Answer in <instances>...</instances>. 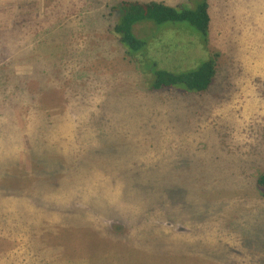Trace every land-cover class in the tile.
Listing matches in <instances>:
<instances>
[{
  "label": "rangeland",
  "instance_id": "rangeland-1",
  "mask_svg": "<svg viewBox=\"0 0 264 264\" xmlns=\"http://www.w3.org/2000/svg\"><path fill=\"white\" fill-rule=\"evenodd\" d=\"M8 1L42 27L0 60L25 81L0 104V164L49 174L0 191V264H264V28L236 20L260 24L264 0H207L205 36L136 21L129 53L124 0ZM212 58L205 91L150 87Z\"/></svg>",
  "mask_w": 264,
  "mask_h": 264
},
{
  "label": "trees",
  "instance_id": "trees-1",
  "mask_svg": "<svg viewBox=\"0 0 264 264\" xmlns=\"http://www.w3.org/2000/svg\"><path fill=\"white\" fill-rule=\"evenodd\" d=\"M13 5L10 1L5 0L0 4V60L3 62L14 51L20 52L22 40L28 37L35 31L40 30L42 26L34 25L26 26L24 20H19L13 8L18 6ZM121 11L119 22L114 25V32L118 35L120 43L125 47V52L138 49L142 45V41L136 38L130 31L131 25L139 20H150L155 23L168 21H186L193 26L200 34H207L209 16L207 12V1L202 0L195 8L185 9L168 6L161 2L150 1L142 3L139 1H121L118 6ZM15 8V9H16ZM11 11V14H8ZM215 74V61L209 59L200 65L197 69L183 73H172L165 70H158L155 73V79L150 84L152 89H161L165 87H176L182 85L187 91H205L210 85ZM12 70L6 67V64L0 68V104L5 108L9 93L17 88H24L25 81L20 78L15 79ZM13 83V84H11ZM40 94L47 93L44 89L37 91ZM51 101L47 98V101ZM6 101V102H5ZM44 116V115H41ZM0 128L3 133L6 128H11V123L7 120L5 113L0 110ZM41 163L33 160L32 170H16L15 166L9 164H0V191L3 193H17L24 185V182L36 183L40 180V175L44 173ZM47 177L49 173H44ZM256 187L264 196V173L256 177ZM4 194V195H7ZM6 197L0 195V202Z\"/></svg>",
  "mask_w": 264,
  "mask_h": 264
},
{
  "label": "crops",
  "instance_id": "crops-1",
  "mask_svg": "<svg viewBox=\"0 0 264 264\" xmlns=\"http://www.w3.org/2000/svg\"><path fill=\"white\" fill-rule=\"evenodd\" d=\"M134 1H139V2H142V3H146V2H150V1H156V2H161V3H164V4H166V5H168V6H173V7H177V5L179 4V3H181V1H184V0H134ZM207 1V0H206ZM210 1V0H209ZM214 1H219V0H214ZM236 1V0H235ZM239 1H241L242 2V0H239ZM208 2V1H207ZM221 2H224L223 0L221 1ZM230 2H234V1H231V0H229V3ZM236 2H238V1H236ZM215 2H213V4H214ZM230 5H232L231 3H230ZM207 6H208V8H207V12H208V16H209V23H208V26L210 25V23H211V21H213L214 20V16H212V18H211V14H210V10L211 9H215V10H213V15L214 14H216V13H218V7H214L213 5H212V1H211V6L209 5V3H207ZM237 14V16H238V18L236 19L237 20V27H238V29H241L242 31H244L245 30V33L246 34H248V35H252L253 34V30L255 29V28H253V27H251V25H252V23L253 24H255V26H257V27H260L261 29H263L264 28V21H262L260 24H258L257 22H252L250 19H249V17L247 18V20L249 19L250 20V22H242V21H240V18H242V14L239 12V13H236ZM249 16V15H248ZM253 17H255V18H257V17H260V18H262L263 17V15L262 14H257L256 16H253ZM245 19V18H244ZM261 21V20H260ZM263 23V24H262ZM213 25H215L214 24V21H213ZM215 27V26H214ZM214 27H212L213 29H215ZM253 29V30H252ZM198 32V31H197ZM237 33V32H236ZM204 44L206 45V41H204ZM212 55H213V53H212ZM215 75V74H214ZM213 80V79H212ZM212 82V81H211ZM211 84V83H210Z\"/></svg>",
  "mask_w": 264,
  "mask_h": 264
}]
</instances>
